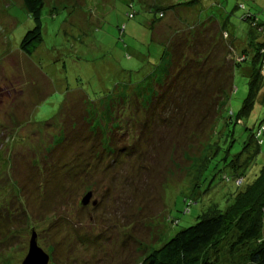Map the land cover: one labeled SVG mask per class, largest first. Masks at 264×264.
<instances>
[{"label": "rangeland", "instance_id": "rangeland-1", "mask_svg": "<svg viewBox=\"0 0 264 264\" xmlns=\"http://www.w3.org/2000/svg\"><path fill=\"white\" fill-rule=\"evenodd\" d=\"M239 3L264 21V0H44L43 41L29 57L20 43L32 16L23 0H0V209L8 208L0 213V264L22 263L32 230L49 264H141L257 177L264 145L242 188L231 165L247 157L245 144L264 119L263 78L250 114L235 124L251 92L244 65L233 76L231 125L225 110L214 134L195 137L189 127L164 146L160 130L141 132L168 72L164 43L179 31L193 56L215 38L213 54L227 60L216 24L226 25L237 49L246 43L251 27ZM154 22L161 27L150 28ZM114 130L130 137L116 163L107 139Z\"/></svg>", "mask_w": 264, "mask_h": 264}, {"label": "trees", "instance_id": "trees-1", "mask_svg": "<svg viewBox=\"0 0 264 264\" xmlns=\"http://www.w3.org/2000/svg\"><path fill=\"white\" fill-rule=\"evenodd\" d=\"M23 2L35 26L22 38L20 50L24 55L31 57L43 41L41 13L44 0H23ZM185 4L179 5L182 7ZM238 8L245 11L241 20L249 22L251 27L249 41L240 43L239 49L235 46L237 39L232 38L225 30V24L220 26L212 18L208 21L217 23L220 34L218 38L216 37V42L220 40L225 42L223 44L224 46L226 44L225 48L229 54L227 60L225 56L213 54V49L217 46V43L212 42L215 38L209 40L211 48L208 52L195 50L193 56L185 53L184 46L178 40L181 37L178 35L179 31L174 32L170 40L165 43L164 58H168L166 68L168 72L162 83L156 84L155 94L144 109V121L141 122L142 133L151 126L156 131L160 130L158 144L164 146L163 144L176 136L173 132H188L189 127H194L195 137H198L196 132L212 131L214 134L223 111L228 110L235 71L241 69L243 65L242 70H245L246 76L251 79V92L236 116L235 124H238L242 117L250 114L256 96L254 92L261 88V81L264 78V21L258 20L257 14L247 9L245 4L239 3ZM163 14L164 12L160 11L158 18H162ZM128 15L129 18H134V13ZM228 39L232 41L227 43ZM189 48L192 49L190 46ZM227 113L228 117L224 119L225 126L231 125L235 118L232 110ZM107 137L110 151L115 153L113 163H116L119 153L129 151L125 146H128L130 137L125 131L115 130ZM119 143L124 144V147L113 151ZM174 143H179V140L172 144ZM263 145L264 119L251 133L249 142L245 144L247 157L243 159L242 152L231 163L238 188L245 185L249 165L256 159ZM95 153L93 152L92 155L96 156ZM240 168L245 169V172ZM7 210L8 208L3 207L0 213L7 215ZM1 217L4 218L2 215ZM263 225L264 166L251 183L235 193L233 201L225 209L214 207L209 210L200 216L195 224L182 228L160 247L147 254L141 264H264V241L261 240Z\"/></svg>", "mask_w": 264, "mask_h": 264}, {"label": "water", "instance_id": "water-1", "mask_svg": "<svg viewBox=\"0 0 264 264\" xmlns=\"http://www.w3.org/2000/svg\"><path fill=\"white\" fill-rule=\"evenodd\" d=\"M92 194L88 193L82 200L83 205H87L91 200ZM50 256L38 245V235L32 230L29 242V249L26 257L21 264H49Z\"/></svg>", "mask_w": 264, "mask_h": 264}, {"label": "crops", "instance_id": "crops-1", "mask_svg": "<svg viewBox=\"0 0 264 264\" xmlns=\"http://www.w3.org/2000/svg\"><path fill=\"white\" fill-rule=\"evenodd\" d=\"M146 4L148 5V6H155V5H151L149 2H146ZM161 12H164V14H163V17L162 18H164V16H165V10L164 11H161ZM160 13V12H159ZM159 18H161V17H159ZM212 18V17H211ZM209 19V18H208ZM213 19V18H212ZM159 24H161L160 22H158ZM185 23V22H184ZM150 25V24H149ZM152 26H153V28H154V30H156L157 28H159V27H161V26H159V25H156V23L155 24H152ZM152 26H150L151 28H152ZM156 32V31H155ZM157 33V32H156ZM157 36H158V34H156ZM165 44V43H164Z\"/></svg>", "mask_w": 264, "mask_h": 264}]
</instances>
